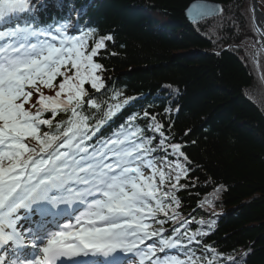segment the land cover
I'll return each mask as SVG.
<instances>
[{
    "label": "snow or ice",
    "instance_id": "1",
    "mask_svg": "<svg viewBox=\"0 0 264 264\" xmlns=\"http://www.w3.org/2000/svg\"><path fill=\"white\" fill-rule=\"evenodd\" d=\"M47 7L0 0V264H243L247 252L238 261L211 245L201 257L188 247L207 233L189 234L179 211L192 161L171 123L145 109L103 134L136 99L108 89L96 59L114 37L70 33L72 12L42 23ZM215 11L192 6L196 19ZM168 221L173 236L162 235Z\"/></svg>",
    "mask_w": 264,
    "mask_h": 264
},
{
    "label": "trees",
    "instance_id": "2",
    "mask_svg": "<svg viewBox=\"0 0 264 264\" xmlns=\"http://www.w3.org/2000/svg\"><path fill=\"white\" fill-rule=\"evenodd\" d=\"M191 1L54 0L47 5L53 12L40 19L50 23L72 12L70 33L91 28L96 36L114 37L96 59L105 67L106 87L136 99L104 135L145 109L159 113L166 127L171 123L173 142L182 143L192 161L189 177L181 180L189 186L177 192L179 211L189 234L198 228L207 233L197 237L199 245H188L196 256L211 255L207 244L238 261L247 252L243 264H264V52L255 60L252 0H207L219 4V13L197 21L183 13ZM257 1L264 13L263 0ZM82 8L78 17L73 9ZM163 227V236L175 235L171 221ZM175 227L184 233V226Z\"/></svg>",
    "mask_w": 264,
    "mask_h": 264
},
{
    "label": "water",
    "instance_id": "3",
    "mask_svg": "<svg viewBox=\"0 0 264 264\" xmlns=\"http://www.w3.org/2000/svg\"><path fill=\"white\" fill-rule=\"evenodd\" d=\"M252 1H253L254 14L258 15L262 20H264V13L259 9V7L257 5V1L256 0H252ZM198 3L206 4L210 8L217 9V11H215V12L211 13L210 15H207L203 18L213 17V16H216L218 14L219 4L217 2H212V1H207V0H192L191 2L188 3V5L186 6V8L183 11L186 19L191 20V21L203 19V18H199V19L194 18V13L192 12V6L194 4H198Z\"/></svg>",
    "mask_w": 264,
    "mask_h": 264
},
{
    "label": "rangeland",
    "instance_id": "4",
    "mask_svg": "<svg viewBox=\"0 0 264 264\" xmlns=\"http://www.w3.org/2000/svg\"><path fill=\"white\" fill-rule=\"evenodd\" d=\"M263 4H264V0H263ZM251 7H252V4H251ZM251 10H253V9H251ZM253 20H254V18H253V15H252L251 23H253ZM260 21L262 23H264V21H262V20H260ZM252 25H254V24H252ZM255 30L257 32L256 28H255ZM263 32H264V29H263ZM257 34H258V41H257L256 47L253 49V55H254L255 60L257 59V55H259L260 52H264V38H263V35H261L260 31H258Z\"/></svg>",
    "mask_w": 264,
    "mask_h": 264
},
{
    "label": "bare ground",
    "instance_id": "5",
    "mask_svg": "<svg viewBox=\"0 0 264 264\" xmlns=\"http://www.w3.org/2000/svg\"><path fill=\"white\" fill-rule=\"evenodd\" d=\"M260 20H262V19L258 15H256L255 16V22H256V25L258 26L257 30H259L262 33L263 29H264V23H262ZM262 21H264V20H262ZM263 38H264V35H263Z\"/></svg>",
    "mask_w": 264,
    "mask_h": 264
}]
</instances>
